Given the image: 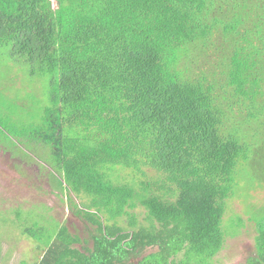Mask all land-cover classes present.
<instances>
[{"label": "trees", "instance_id": "1", "mask_svg": "<svg viewBox=\"0 0 264 264\" xmlns=\"http://www.w3.org/2000/svg\"><path fill=\"white\" fill-rule=\"evenodd\" d=\"M0 46L55 75L28 135L88 230L37 264H212L242 130L264 140V0H0Z\"/></svg>", "mask_w": 264, "mask_h": 264}, {"label": "rangeland", "instance_id": "2", "mask_svg": "<svg viewBox=\"0 0 264 264\" xmlns=\"http://www.w3.org/2000/svg\"><path fill=\"white\" fill-rule=\"evenodd\" d=\"M19 58L0 46V157L8 160L0 167V264H37L64 225L89 239L74 213L79 201L52 163L50 148L36 146L29 136L50 106L55 75H32L30 65ZM260 129L254 128L264 138ZM250 134L242 130L249 149L224 201L220 232L225 246L212 264H245L255 254L256 227L264 222V140L259 145Z\"/></svg>", "mask_w": 264, "mask_h": 264}, {"label": "flooded vegetation", "instance_id": "3", "mask_svg": "<svg viewBox=\"0 0 264 264\" xmlns=\"http://www.w3.org/2000/svg\"><path fill=\"white\" fill-rule=\"evenodd\" d=\"M9 159V158H8ZM4 161H5V163H7L8 162V160H5V159H1V157H0V167H3V168H5L4 167V165H5V163H4ZM43 187H44V185H43Z\"/></svg>", "mask_w": 264, "mask_h": 264}]
</instances>
